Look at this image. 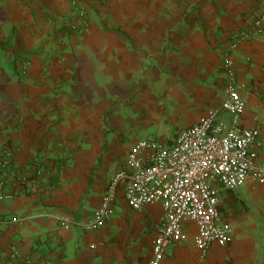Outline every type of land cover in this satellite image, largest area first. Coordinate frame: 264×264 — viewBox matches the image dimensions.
<instances>
[{
  "label": "crops",
  "instance_id": "obj_1",
  "mask_svg": "<svg viewBox=\"0 0 264 264\" xmlns=\"http://www.w3.org/2000/svg\"><path fill=\"white\" fill-rule=\"evenodd\" d=\"M262 12L264 0H0V149L27 185L0 199V264H145L162 211L132 210L122 181L113 215L88 226L136 143L169 145L220 106L226 55L263 161L264 35L231 50ZM219 209L229 245L202 256L186 226L160 264H264V184L221 192Z\"/></svg>",
  "mask_w": 264,
  "mask_h": 264
},
{
  "label": "built area",
  "instance_id": "obj_2",
  "mask_svg": "<svg viewBox=\"0 0 264 264\" xmlns=\"http://www.w3.org/2000/svg\"><path fill=\"white\" fill-rule=\"evenodd\" d=\"M73 14L82 19L81 27L70 25L79 34L85 28L86 13L72 2ZM264 35V12L252 19L250 29L234 34L231 50L252 38ZM28 63L20 62L25 74ZM224 99L219 107L207 110L197 122L180 130L169 145L140 141L126 157L127 171L116 176L101 199L90 227L101 226L114 213L117 185L132 210L159 206L162 214L145 264H160L166 249L187 238L186 226L195 229V245L205 256L213 244L227 246L232 228L222 219L221 192H234L246 182L264 184V160H260L259 127L243 128L241 116L245 85L237 79L231 56L225 57ZM228 114L227 124L221 116ZM8 147L0 149V199L12 200L27 192L25 178L13 168ZM1 223V221H0ZM65 227H67L65 225Z\"/></svg>",
  "mask_w": 264,
  "mask_h": 264
},
{
  "label": "rangeland",
  "instance_id": "obj_3",
  "mask_svg": "<svg viewBox=\"0 0 264 264\" xmlns=\"http://www.w3.org/2000/svg\"><path fill=\"white\" fill-rule=\"evenodd\" d=\"M22 61V60H21ZM19 64H20V62H19ZM18 73H20L21 74V72H20V67H19V71H18Z\"/></svg>",
  "mask_w": 264,
  "mask_h": 264
}]
</instances>
